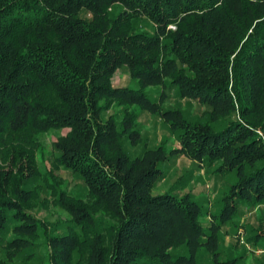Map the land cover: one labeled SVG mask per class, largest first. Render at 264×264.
Instances as JSON below:
<instances>
[{
	"label": "trees",
	"instance_id": "obj_1",
	"mask_svg": "<svg viewBox=\"0 0 264 264\" xmlns=\"http://www.w3.org/2000/svg\"><path fill=\"white\" fill-rule=\"evenodd\" d=\"M123 69L136 88L112 85ZM100 99L116 102L111 113ZM135 107L167 124L177 146L165 152L162 138L130 152ZM62 128L55 161L115 221L106 240L92 210L48 171L43 182L70 229L55 231L30 210L40 191L37 136ZM180 156L205 169L212 189L232 176L215 211L202 196L176 194L191 174L152 195ZM257 207L264 210V0H0V264H247L246 249L224 247L220 232ZM238 227L264 250V229ZM253 264H264V253Z\"/></svg>",
	"mask_w": 264,
	"mask_h": 264
},
{
	"label": "rangeland",
	"instance_id": "obj_2",
	"mask_svg": "<svg viewBox=\"0 0 264 264\" xmlns=\"http://www.w3.org/2000/svg\"><path fill=\"white\" fill-rule=\"evenodd\" d=\"M110 80L112 85L115 86L124 85L136 88L135 82L129 79L125 69L115 72ZM157 89L158 87L156 86H149L145 90H147L152 97H155V90ZM115 103L116 102L113 100L108 101L106 99H100L97 102V105L105 111V114H108L111 113ZM161 106L163 108L167 106L169 107V104L166 103ZM129 108L130 107H128V109ZM134 109L135 112L140 114L136 124V128L139 130V139L136 141V145L134 147H129L130 152L132 151L134 153L140 148L152 149L159 144L162 138L167 140L162 146L165 152H168L170 147L174 148L177 146V142L169 136L167 124L155 116L148 115L146 112H140L136 107ZM180 109L183 112L187 111L188 113L193 111V107H187L183 101L180 102ZM118 118H120V115H118ZM67 132V129L62 128L49 130L37 136V141L41 146V151L39 152L37 148L34 149L33 152L35 155L36 168L40 174L37 177V184L40 185L38 189L40 191L37 194L32 195L30 200V210L36 218L42 220L49 227L55 228V231L70 229L69 225L71 223L69 221V216L54 204L55 202H53L52 199L56 197V194L47 182H43L42 176L44 175V172L48 171L52 174L54 181L58 184L62 191L67 192L70 196L79 195V198L82 201L81 204L92 210V218L95 220L97 226H99V232H101L102 235L101 239L106 240L109 235V230L115 224V221L107 215L102 205L94 201V197L82 196L83 192L82 194L81 192L78 193L73 176L63 170L55 161L56 155L52 150V143L55 139L64 137ZM189 174H191L190 180H188V183L185 184L184 188L176 194L180 195L183 192L190 191L196 198L202 196L206 202L204 205L208 208V210L210 212L215 211L216 206L214 202L220 197L222 190L226 188L227 184L232 181V176L227 175L222 181L216 182L214 189H212V181L207 178L205 169L202 166L197 167L183 156L177 158L174 162V166L166 171L163 179H161L152 190V195L163 193L177 177L183 176L185 178ZM42 189L46 191V195L42 193ZM263 219L264 210L262 207H257L252 213L243 208L242 215L239 218L227 222L221 230L220 237L222 238L223 246L230 248L231 251L236 253L241 251L240 248L243 247L246 249L244 257L246 258L245 260L247 264H253V258L260 254L256 253V251L262 250L263 248H252L249 244L245 243L244 238L246 236V232L244 229H240L238 225L253 224L258 225V228L260 229H264L263 223H260ZM200 222L202 224H208L209 218L203 217ZM83 232V236L86 239H90L93 236L91 227L89 229L85 228ZM83 249L84 248L81 246L79 251L81 257L77 258L82 261L87 255L86 251ZM251 251L254 255L248 254L252 253ZM73 260L74 258L72 259V264H75Z\"/></svg>",
	"mask_w": 264,
	"mask_h": 264
},
{
	"label": "built area",
	"instance_id": "obj_3",
	"mask_svg": "<svg viewBox=\"0 0 264 264\" xmlns=\"http://www.w3.org/2000/svg\"><path fill=\"white\" fill-rule=\"evenodd\" d=\"M246 247V245H245ZM256 253H264V250H257Z\"/></svg>",
	"mask_w": 264,
	"mask_h": 264
}]
</instances>
